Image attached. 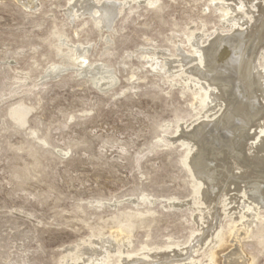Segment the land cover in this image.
Here are the masks:
<instances>
[{"label": "rangeland", "instance_id": "374dc122", "mask_svg": "<svg viewBox=\"0 0 264 264\" xmlns=\"http://www.w3.org/2000/svg\"><path fill=\"white\" fill-rule=\"evenodd\" d=\"M121 1L32 0L27 8L20 0H0V264H67L68 256L82 263L100 254L84 244L99 242L108 251L104 263L183 264L215 231L211 255H194L200 264H226L234 250L242 255L235 264H264V202L253 234L235 228L238 220L218 204L224 194L235 209L258 201L253 182L264 194V178L255 171L264 169L263 142L244 156L252 171L245 161L237 169L231 154L212 165L218 179L204 225L198 222L204 208L199 182L181 143L204 114L207 96L197 79L208 80L203 74L220 65L217 58L204 66L193 60L196 38L205 46L234 29L244 31L246 42L261 36L258 66L264 71V0H257L253 19L245 4L236 5L250 21L244 27L229 20L237 15L228 6L232 0ZM109 4L119 12L110 29L101 28L94 15ZM82 50L84 59L75 55ZM102 66L116 78L109 86L106 79L97 83ZM259 79L258 113L236 143L244 153L264 116ZM222 87L211 90L209 106L223 109L209 110L211 124L222 122L228 106ZM242 96L246 103L248 94ZM16 105L29 112L23 124L12 115ZM243 190L245 199L239 198ZM169 198L192 203L171 207ZM178 245L182 251L137 257Z\"/></svg>", "mask_w": 264, "mask_h": 264}, {"label": "bare ground", "instance_id": "6f19581e", "mask_svg": "<svg viewBox=\"0 0 264 264\" xmlns=\"http://www.w3.org/2000/svg\"><path fill=\"white\" fill-rule=\"evenodd\" d=\"M126 1L127 0H124L119 3L121 4V6H123L124 4H126ZM232 1L234 4L232 5L228 3V6L232 10V12L236 13L238 16L232 15L229 20H235V19L239 20L237 21L239 25L243 24V27H244V24H247L250 21L246 20L244 15L241 12L236 10V5L245 4L246 11L252 14V19H253L254 10L255 11L259 10L257 0H248V2L243 1V0H232ZM20 2L22 3L23 6L27 8L32 4V0H20ZM116 6L117 5L109 4L99 9L98 16L94 15L95 21L99 27L101 28L111 27L113 19L119 12L117 11ZM232 23L233 22H230V25H232ZM246 33L247 32H245V34ZM260 37L261 36H257V35L252 36L250 40L246 42V40L244 39V31L234 29V31L230 35H226V34L217 35L211 40H208L205 46H200L199 41H198L199 37L198 38L195 37L196 41L194 42V46H196L197 53L196 55L192 57L193 60L203 66L205 65V63L208 65L212 64V62H214L216 58L220 62V65L218 66V68L210 72V74H206V73L203 74L205 77L208 78V80L206 81L201 80L202 77L201 78L199 77L197 79L198 87L204 90L207 96L206 100L202 102L204 114L202 118L200 117L201 119L199 118V120L196 121L198 123L191 129V131L188 133V136L184 140L181 141L182 145L185 146V148L188 150V158H187L188 165L187 166L192 172L194 178L198 180L199 182L200 189L198 192V197H199V200L204 204V208L201 211L202 216L198 219V222L200 225H204V222H206L212 215L210 211L211 207H213V206L210 207L212 203L211 191L214 190L213 189L215 185L214 183L218 179L216 175L217 172L215 173L214 170H212V165L216 161L221 160V158L224 159L227 155L231 154V156L234 158L235 163L237 165L236 168L239 169L240 162L245 161L244 156L246 155L251 156L252 152L254 151V148L257 145L256 143L258 141H262L264 145V116H261L259 120L257 118L258 121L254 125V136L251 138L249 143L246 142L247 143L246 153L236 149L237 141L245 134V131L248 129V127L252 123L253 118L258 113V107H259L257 104L258 100L254 94V91L256 87L258 86L257 80L260 81L259 78H262L264 82V71L260 70L258 66V56L261 50L257 52V47H258V42H259ZM245 42H246V45H245ZM73 47L74 46H72V48ZM83 50H87V49H85L84 47ZM83 50L80 52V54H75V55L79 58L81 57V59H84L83 52L85 51ZM49 68L51 69L50 72L53 73L57 70L58 66L53 65L52 68L51 67ZM61 68H63V66ZM88 68H91L90 64L86 66V69ZM254 69H257L256 73H254ZM95 76H97V83L98 81H102L106 79L105 80L106 86L111 85L116 80L115 76L112 73V70L107 68L106 66H102V71L98 74H95ZM217 83L223 85L222 89H220L221 95L222 97H225L228 100L227 102L228 104H225V106L226 105L228 106L225 107L226 109L225 111H223L225 114L223 113L224 118L222 122L219 123L218 121L216 124H214L215 122L211 124L209 122H206L205 119H208L209 117V110H214L219 106L218 103L217 105H213L212 107L209 106L211 90L215 88V85H217ZM263 91H264V88H263ZM244 93L248 94V100L246 103H243V100H242V97H243L242 94ZM261 94H263V92ZM219 107L220 108H218L217 111H222L223 110L222 106L220 105ZM11 112H12V115H15L16 119L19 120L20 124H23L25 122V117L27 113H29L28 110L22 105L14 106L13 108H11ZM189 126L190 124L187 125L186 128H188ZM208 126H211V127H208ZM245 162H247V160ZM246 165H248L246 166V168L250 170L251 165L248 162L246 163ZM255 171L259 172L260 177L264 178V169H255ZM250 187H251L250 188L251 195L253 197L256 196V198L260 202H258L255 198L256 200L255 202H246L242 208L235 209V208H232L233 198L230 197L231 195L228 196L227 194H224L223 196L219 198L218 204H219V211L221 213L231 214L234 220H238V223L235 228L239 226L244 227L245 229L244 231H247L248 233L253 234V232L257 230L258 225L261 223V221L259 220L258 210L260 209L259 204L261 202H264V194L261 192L260 184L258 182H253V184ZM226 196H228V198H226ZM239 198L241 199L247 198V192L243 190ZM131 200L135 202L134 199H131ZM168 202L171 205V207L179 206L180 208L183 206L191 205L192 199L189 198V200L187 201H182L177 198H169ZM204 209H206V211ZM248 217H250V219H246ZM125 240L127 242L129 238L126 237ZM218 240L219 239H218L217 231L205 237L204 241L201 244H199L197 247H194V250H193L194 254L191 253L192 255L187 257V260L183 264H200L199 261L197 260L198 257L196 258L194 257V255L198 254L199 251H202V250H209V254L210 252L212 253V249L217 245ZM84 245L87 250H91V251L96 250V249L100 250V254L96 256L91 253L87 261L82 262V263L79 262L78 257L75 256L71 258L68 256V259H66L65 262L67 264H94V263L103 264L105 262V257L107 256V252H108L106 245H104L102 242H99L98 244L94 243L93 245L92 244L91 245L84 244ZM74 250L75 248H70V250L68 251V255L73 256ZM182 250L183 248L181 247V245H178V246L171 247V249L169 250L156 249L153 251H145L142 254L138 255L137 257H143V259L149 260L153 258H159L164 253H169V252L173 253L175 251H182ZM239 251L234 250L233 252H231L228 255V262L226 264H235V262H237L239 258H242V255L240 254ZM197 256L200 257V254ZM126 258H130V257L126 256ZM104 264H109V262H106ZM162 264H168V263H162ZM173 264H177V263L174 262ZM238 264H245L244 259L242 261H239Z\"/></svg>", "mask_w": 264, "mask_h": 264}]
</instances>
